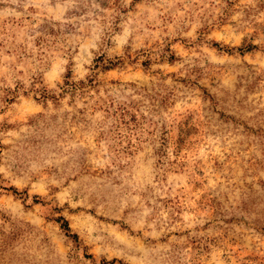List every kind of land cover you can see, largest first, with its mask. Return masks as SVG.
I'll return each instance as SVG.
<instances>
[{
	"label": "rangeland",
	"instance_id": "obj_1",
	"mask_svg": "<svg viewBox=\"0 0 264 264\" xmlns=\"http://www.w3.org/2000/svg\"><path fill=\"white\" fill-rule=\"evenodd\" d=\"M0 264H264V0H0Z\"/></svg>",
	"mask_w": 264,
	"mask_h": 264
},
{
	"label": "trees",
	"instance_id": "obj_2",
	"mask_svg": "<svg viewBox=\"0 0 264 264\" xmlns=\"http://www.w3.org/2000/svg\"><path fill=\"white\" fill-rule=\"evenodd\" d=\"M62 227H63V228H66V229H68V227H67L66 223H65V224H63V225H62Z\"/></svg>",
	"mask_w": 264,
	"mask_h": 264
}]
</instances>
